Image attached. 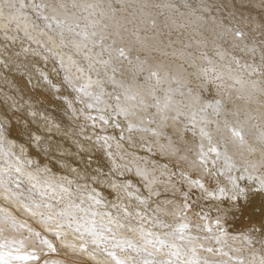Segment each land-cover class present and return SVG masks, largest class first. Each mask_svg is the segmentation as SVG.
I'll use <instances>...</instances> for the list:
<instances>
[{
	"label": "bare ground",
	"instance_id": "obj_1",
	"mask_svg": "<svg viewBox=\"0 0 264 264\" xmlns=\"http://www.w3.org/2000/svg\"><path fill=\"white\" fill-rule=\"evenodd\" d=\"M26 2L30 8L39 5V10H35L39 11L42 25L33 24L24 10V0H0L1 29L15 21L13 25L20 33L41 47L46 45L45 49L69 47L70 52L58 51L56 58H60L75 98L87 108L98 109L95 114L87 110L88 122L107 128L111 122L102 110H109V117H121L130 131L124 136L128 146L158 154L164 160L130 151L124 142L107 135L102 138L101 150L111 155L113 168L137 178L147 194L140 192L136 181L123 182L124 193L120 195L126 194L123 197L132 200V208L129 201H124L129 209L119 212L114 208V204H119L113 203L111 210L96 197L97 191L95 196L91 192L87 195L81 183L78 187L85 193L75 195L68 188L60 191V177H48L41 166L29 170L24 166L27 163L9 157L0 129L1 162L24 170L32 181L40 183L37 191H26L19 188L18 180L0 169V186L9 190L0 193L6 203L0 202V264H264L263 240L254 243L246 232L229 233L221 219L224 213L221 218H209L208 212L197 209L195 204L199 191L209 198L222 199L226 191L236 196L238 189L242 190L237 187L243 178L253 180L264 191V48L260 42L249 40L241 25L234 29L211 18V24L224 26L225 34L234 32L230 40L248 54L252 60L249 66V60L240 59L237 51L215 43L219 25H213V29L208 21L212 16L205 13L209 6L202 3L198 11L194 10L196 13L189 10L194 7L192 4L181 13V8L175 10L181 4L174 0H164L156 8L149 1H139V8L127 14L123 7L111 10L116 8L113 0ZM224 2L237 13L246 14L252 28L262 26L260 35L264 36V0ZM158 8H164L167 14L177 13L178 23L198 25L184 31V40L177 38L181 46L172 44V38H162L164 28L169 33L179 26L165 17L162 21ZM213 45L216 50L208 55L207 50ZM195 48L201 53L194 52ZM72 51L77 52L76 57L85 53L86 59L91 60L87 62L89 70L92 60L98 61L99 69L92 70L95 74L84 70L81 62L72 58ZM260 70L263 72L256 76ZM136 71L144 72L143 82L138 80L140 72L137 75ZM103 79L114 90L104 87ZM160 90L166 93L157 95ZM187 123L196 126L187 129L191 134H187ZM115 183L113 186H119V182ZM53 188L58 191H47ZM15 209L20 217L14 214Z\"/></svg>",
	"mask_w": 264,
	"mask_h": 264
},
{
	"label": "rangeland",
	"instance_id": "obj_2",
	"mask_svg": "<svg viewBox=\"0 0 264 264\" xmlns=\"http://www.w3.org/2000/svg\"><path fill=\"white\" fill-rule=\"evenodd\" d=\"M139 1H149L151 2V6L153 8H156V7H159L160 3L163 4L164 0H151V1L150 0H138V2ZM174 1L175 3L177 2L179 5L181 4L180 7L178 6L175 9V10H178L179 8H181V13L183 12L185 13L190 8L191 4L194 6V7L192 6L193 8L189 9L191 11H194V10L198 11L201 7L199 6L201 5V3L202 5L203 4L208 5L209 10H205V13L207 12L209 14L207 17L212 16L208 19V21H211L209 22L210 24L215 18L216 20L220 19V22L223 25L225 23L228 24L229 25L228 27L230 28L237 29L236 27H239L241 25V27H243L242 30L246 31V33L249 34L248 39L251 41H254L255 43L260 42L259 45L262 46V49L264 48L263 47L264 46V36H261L263 33V27L261 26L257 29L252 28L251 24L247 23L249 17L246 14L237 13L238 11H235L233 7L226 4L224 0L223 1L222 0H188V2H186V0H177V1L174 0ZM138 2H134L133 0H127L126 3L122 4L117 0H113V3L116 8H112L111 10H120L123 7L122 11L124 13L130 14L132 12L130 10H132L133 8L135 9L139 8ZM23 4L25 8L24 10L26 11V13L28 12V15L30 14L29 16L31 17V21L33 20L32 21L34 22L33 24H35V26L42 25L41 16H38L40 14L37 15L39 11L35 10V7L38 8L39 10V5L35 6L34 8H30L26 0H24ZM184 8L187 10H185ZM156 11H158L157 14L162 21L164 17L167 18V20L172 21V22L173 21L176 22L178 18L177 13L171 12V14H167V11H165L164 8H158L156 9ZM196 11L194 12L196 13ZM234 16L235 18L238 19V21L234 18ZM211 18L213 19L211 20ZM36 21L37 23H35ZM131 22H134V20H132ZM12 23L14 24L15 21H12ZM216 23L211 24L212 26L215 25V27H217L218 25L220 26L216 28L219 31V34L216 31V34L218 37L214 39L217 41L215 43L221 42L227 46L226 47L225 45L222 44L220 45L221 47L224 48L225 46L226 50L230 48L232 49L233 52L237 51L240 59L243 58L245 60H249V58H247L248 54L244 53L242 49L238 50L237 45L234 44V42H231L232 40H230V38L232 36V33L234 34V32L225 34L224 26L220 25L219 23L216 26ZM13 24H11L12 26L10 24H7L5 26V29H3L4 26L2 27V29L0 27V129L3 133V142H4L3 147L7 148L6 149L7 152L9 151L8 156L17 159V161L19 160V161H22L23 163H27V165H24V166L27 167V169L29 170H35V169L40 168L39 166H41V169L45 172L47 176L52 175L51 177H54L55 175L56 179L60 177L61 179L60 178L58 179L63 181V182L62 181L59 182L60 188L57 187V189L60 191L61 190L63 191V189H65L64 191H66L68 188L67 191L73 192V193L75 192V195L78 193L81 194L85 190L83 191L80 190L78 186L82 184L81 186H83L82 187L83 189L84 188L86 189L87 195L92 194V196L96 195V197L98 195V197L103 199L105 204L107 203L106 206L110 208L111 210L113 209L112 208L113 203L119 204V205L114 204V208L116 211L120 210L121 212H124V210L132 208L131 207L132 203H130L132 202L131 198H130L131 201L128 200L129 201L128 202L126 200L127 198L123 197L126 194L120 195L124 193L123 192L124 190L121 188L123 186L122 185L123 182H127L128 180H134L140 186L141 188L140 192L145 195L147 194L144 188L141 186L140 182L137 180V178L135 179V177L131 174H121L119 173L117 167L113 168V165L115 166V164H112L113 161H112L111 155L108 154L107 152L106 154L103 151L104 149L101 150V147H102L101 145L104 143L103 141L104 137L107 135L111 137L113 140L115 139V141L118 140V141L124 142L126 144V147H128L127 148L128 150L131 151V149H133L134 150V151L132 150L133 152L139 151V153L150 156L154 158L156 161H163L164 160L163 157L161 156L159 157L158 154L150 153L146 150L138 149L137 146L136 147L135 146L130 147V145L128 146V144L126 143L124 139V136L128 130L125 128V126L122 123L123 119L121 117H119L121 119L119 118L114 119L112 116L109 117L110 116L109 110H104V111L102 110V112L105 113V116H107V119H109L108 122H111L109 126H107V128L105 129L101 128V126L97 122L95 123L93 122L92 124H90L91 122H88L89 111H90V114H95L99 112L98 109L96 110L95 108H87L84 105H82L83 103H81V101L75 98L76 96H75V92H73L74 90L71 89V86L67 83V79H66L67 75L65 74V69H63V67L61 66V63L59 60L60 58H56L57 56H59L58 51L60 53L65 54L67 52H70V48L68 47L69 48L68 49L66 46L61 45L63 48L60 47L58 51H55L48 47H46L45 49L46 45H43L44 47L43 46L41 47L42 44H40L39 42H36V43L33 42L31 38H28L26 35H23L22 33H20L19 32L20 30L16 27V25H13ZM176 24L179 27H175L171 29L169 33L164 28L163 31H161V36L162 38H170V39L172 38L171 39L172 44L174 45L176 44V46L179 47L181 46L182 43L179 42L178 40L180 39L184 40V34H185L184 31L186 29H190L191 25L196 27L197 24L195 25L194 22L193 24L191 23V25L190 23L188 25L185 23L181 24L178 22H176ZM215 27L213 26V29ZM207 31L208 30L206 29L205 34H207L206 36H209ZM220 31H222V33H220ZM236 35L239 36L240 34H236ZM177 38L179 39L177 40ZM215 46L216 45L209 47V49L207 50L208 55L210 52L213 53L212 52L213 49L216 50ZM60 50H62L63 52H61ZM52 51L54 52L52 53ZM73 52L74 51H72V53ZM194 52L201 53V50L200 49L198 50L197 48H195ZM55 53L57 55H55ZM76 53L77 52L72 54V58L77 59V60L75 59L74 60L78 63L81 62L79 65L82 64L81 67L84 68V70L89 68L87 67V65L89 64L87 62L91 60L88 61L86 59L85 53H83V56H81L82 53H78L77 57H76ZM160 54L162 55L164 53H160ZM83 57L85 58L86 62L83 60ZM253 59L255 60L254 56H253ZM174 61H177V59H174ZM238 61L239 60H237V62ZM250 61L252 60H249L248 65L251 64ZM84 62L87 64H84ZM90 64L94 65V66L92 65V67L90 66L91 71L92 70L95 71L96 69H99L98 66L100 64L98 61L94 62L92 60V63ZM259 64L261 65V63ZM260 65L258 66L260 67ZM90 70L87 69V71H90ZM91 71L90 73L93 72ZM255 71H259V69L258 70L256 69ZM262 72L263 71L260 70L259 73L256 72L255 74L256 76L261 75ZM136 73L137 75L140 74L139 76H137L138 80L140 82L141 81L143 82L145 76H143V79H142L141 75H143L144 72L136 71ZM93 74L95 73L93 72ZM106 80L107 79H103L102 85H104V87H112L113 89L114 86H112V84H110L108 80H107V85L106 83H104V81ZM259 81H261V84H263L262 82L263 80H259ZM162 92H165V91L160 90L157 95L159 94L161 95ZM263 99L264 98L262 97V100ZM262 100L258 101V103L260 102L259 103L260 105L263 103ZM83 113H85L86 115H84ZM188 124L189 123H187L186 125L188 126L186 128V131L188 128L190 130L196 129L195 125H192V124L188 125ZM190 130L187 131V134L192 133V131ZM110 133H112L113 136ZM127 133H130V131H128ZM253 134L255 133L253 132ZM90 136L92 137L94 136V137L92 138ZM16 146H18L19 148H17ZM20 146H22L21 147L22 149H25L24 152L20 148ZM111 147L112 146L108 147L109 150L112 149ZM1 152H3V148L1 149L0 147V153ZM20 155H23V157L21 158ZM2 156H3V153L0 154V169L2 171L4 170L3 173L7 174L8 176H12L13 178L16 179V181L18 180L17 183L19 184L18 185L19 188L24 187L26 191H37L40 183L32 181L34 179L31 176L26 175L23 169H22L23 171L21 172V170H17L15 167H13L15 168L13 169L11 164H8V163L3 164L1 162ZM118 158L120 157L118 156L116 157V159L119 161L120 159ZM45 165L47 166L46 168L44 167ZM59 175H62V176H59ZM113 180L116 183L119 182L118 184L120 187L116 185V183L113 182ZM107 182H109V184H107ZM113 183H115L116 187L113 186L114 185ZM238 184H239V187L237 188H242V190L238 189L239 192L236 193V196L234 195V197L232 195V191H228V192L226 191L225 193L226 195L224 194L225 200L223 197L222 199L221 198L218 199V197H214V196H210L209 198V195L207 194L204 195L203 191H199V194L201 195L199 196L200 200L197 198V201H195L196 208L205 210L206 212H208L207 216L208 217L210 216L209 218H211V216L213 218H216V217L221 218L219 216H222V214L224 213L221 219L224 220L226 229L228 230L229 233L238 235V234L246 232L254 238V241H256L254 243H260V242L263 243L264 241V191L261 187L258 186L256 182H254L253 180H249L248 178H243L239 180ZM89 185H92L91 186L92 189L89 187ZM105 185H109L111 187L109 188ZM86 187L89 189H87ZM96 187H98V189ZM113 187H115L114 188L115 191L116 189H118L116 191L117 193L116 192L114 193ZM74 188L75 190H73ZM76 189L78 191H76ZM58 190L56 189L54 190L53 188L52 190L48 189L47 191H58ZM101 190L105 193H103ZM1 191H9V190L0 186V193ZM89 192H91V194ZM174 195L177 196L176 193ZM229 195H231V197L234 199H232ZM102 196L105 197V199ZM1 197L4 198V194H0V198ZM108 198L111 199L110 201L112 203L111 206L109 202L110 199ZM113 199L114 200L116 199L115 200L116 202ZM120 200H122L123 202L127 201L128 203H130V205L128 204V206L130 207L128 208L125 202L124 203L122 202L124 206L122 207V204L120 205V202H121ZM0 202H2V205H6L4 200L0 199ZM148 203L150 204L149 201ZM124 208H127V209H124ZM15 210H13L14 214L20 217L18 215L20 214L18 210L17 209ZM16 215L15 217H17ZM70 253L73 254L74 252H70ZM74 254L77 255V253H74Z\"/></svg>",
	"mask_w": 264,
	"mask_h": 264
}]
</instances>
